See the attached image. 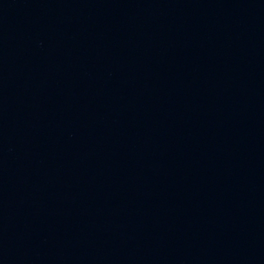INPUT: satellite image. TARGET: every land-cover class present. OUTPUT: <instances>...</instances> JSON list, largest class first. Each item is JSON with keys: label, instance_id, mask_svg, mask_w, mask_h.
<instances>
[{"label": "water", "instance_id": "obj_1", "mask_svg": "<svg viewBox=\"0 0 264 264\" xmlns=\"http://www.w3.org/2000/svg\"><path fill=\"white\" fill-rule=\"evenodd\" d=\"M0 264H264V0H0Z\"/></svg>", "mask_w": 264, "mask_h": 264}]
</instances>
